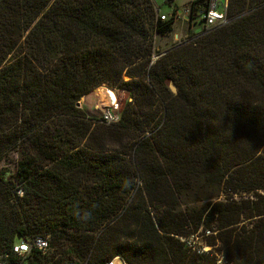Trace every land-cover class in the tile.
Segmentation results:
<instances>
[{"label":"trees","instance_id":"obj_1","mask_svg":"<svg viewBox=\"0 0 264 264\" xmlns=\"http://www.w3.org/2000/svg\"><path fill=\"white\" fill-rule=\"evenodd\" d=\"M161 15L0 0V251L50 234L41 264H264V0L154 60ZM103 83L131 92L118 122L78 106Z\"/></svg>","mask_w":264,"mask_h":264},{"label":"built area","instance_id":"obj_2","mask_svg":"<svg viewBox=\"0 0 264 264\" xmlns=\"http://www.w3.org/2000/svg\"><path fill=\"white\" fill-rule=\"evenodd\" d=\"M194 1L191 0L187 3L183 17L192 22L193 25H200L199 30L194 31L195 37L210 32L216 27L228 25L237 18L229 15V0ZM161 17L162 19L167 18L164 14ZM157 57L154 55V60ZM107 90L110 104L99 117V120L111 124L120 120L123 105L121 106L114 91ZM49 239L50 234L21 237L19 241L12 243L9 251H0V264H41L35 257H49L52 254L53 249L50 246ZM114 260L115 258L109 260L106 264H114ZM64 264H88V260H66Z\"/></svg>","mask_w":264,"mask_h":264},{"label":"rangeland","instance_id":"obj_3","mask_svg":"<svg viewBox=\"0 0 264 264\" xmlns=\"http://www.w3.org/2000/svg\"><path fill=\"white\" fill-rule=\"evenodd\" d=\"M153 1L159 10V13L166 15L167 18L170 17V15L174 12L175 8H177V12L178 10L179 11L181 10V12H178L177 17L175 18L174 28L172 29V31H170L168 34L165 35L155 34L154 48H153L154 55L159 57L162 52L166 50H170L176 45L178 46L180 44H184V42L197 40L199 36L195 37L194 34L191 36V38H188L189 29L190 26H192V31L196 32L199 30L200 25H193L192 22H188L187 19L183 17L185 13L184 9L187 6L188 1L190 0H173L171 3H168L166 0H153ZM123 78L125 80H129L130 76L125 74ZM171 83L172 82H169L170 89H171ZM107 89L114 91L121 106L124 105L128 99L131 100L132 98L130 90L122 87L115 88L112 87L111 85L103 83L100 86L93 89L88 94H86L85 96H83L78 101L79 104L78 106L82 108L89 116L94 118L95 117L99 118L110 104L108 93L105 92L108 91ZM171 91L175 93L174 90L171 89ZM3 164L8 165L11 168L14 167V164L11 163L10 161H3L1 165ZM243 193L245 195H248L245 192ZM20 239H21L20 237H17L16 241H19ZM192 243L199 248H201V246L203 245L204 246L203 248L205 250L211 249L209 245H205L203 243V239L201 236L193 238ZM102 264H106V262ZM114 264H124V262L120 258H115Z\"/></svg>","mask_w":264,"mask_h":264},{"label":"water","instance_id":"obj_4","mask_svg":"<svg viewBox=\"0 0 264 264\" xmlns=\"http://www.w3.org/2000/svg\"><path fill=\"white\" fill-rule=\"evenodd\" d=\"M181 11V10H180ZM171 89L174 90L175 92H177V87L173 84V82L171 83ZM79 105V104H78Z\"/></svg>","mask_w":264,"mask_h":264},{"label":"crops","instance_id":"obj_5","mask_svg":"<svg viewBox=\"0 0 264 264\" xmlns=\"http://www.w3.org/2000/svg\"><path fill=\"white\" fill-rule=\"evenodd\" d=\"M190 1H191V0H190ZM188 2H189V1H188ZM178 12H181V11L178 10ZM184 18H185V17H184ZM188 22H189V21H188ZM115 258H120V259H122L120 256H117V257H115ZM122 260H123V259H122ZM123 262H124V263H127L125 260H123Z\"/></svg>","mask_w":264,"mask_h":264},{"label":"bare ground","instance_id":"obj_6","mask_svg":"<svg viewBox=\"0 0 264 264\" xmlns=\"http://www.w3.org/2000/svg\"><path fill=\"white\" fill-rule=\"evenodd\" d=\"M97 91V90H96ZM105 92H107V91H105Z\"/></svg>","mask_w":264,"mask_h":264}]
</instances>
